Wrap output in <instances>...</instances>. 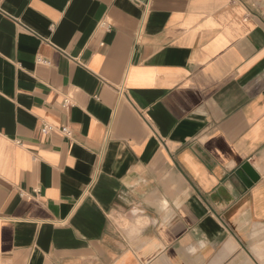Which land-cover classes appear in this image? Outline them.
Segmentation results:
<instances>
[{"label": "crops", "instance_id": "0c3cea01", "mask_svg": "<svg viewBox=\"0 0 264 264\" xmlns=\"http://www.w3.org/2000/svg\"><path fill=\"white\" fill-rule=\"evenodd\" d=\"M0 264H264V0H0Z\"/></svg>", "mask_w": 264, "mask_h": 264}, {"label": "built area", "instance_id": "2783aa9c", "mask_svg": "<svg viewBox=\"0 0 264 264\" xmlns=\"http://www.w3.org/2000/svg\"><path fill=\"white\" fill-rule=\"evenodd\" d=\"M131 1L136 2L140 5H143L145 8H147L153 0H131ZM68 104H69L68 101L64 102V106H68ZM43 131L45 133L60 132L65 137H69L72 133L69 127H62V128L56 129L49 124H43Z\"/></svg>", "mask_w": 264, "mask_h": 264}, {"label": "water", "instance_id": "95a60500", "mask_svg": "<svg viewBox=\"0 0 264 264\" xmlns=\"http://www.w3.org/2000/svg\"><path fill=\"white\" fill-rule=\"evenodd\" d=\"M243 170H244V172L248 175V177H249L252 181H254V180L256 179L254 173H253L251 170H249L247 167H244Z\"/></svg>", "mask_w": 264, "mask_h": 264}, {"label": "clouds", "instance_id": "9594fccd", "mask_svg": "<svg viewBox=\"0 0 264 264\" xmlns=\"http://www.w3.org/2000/svg\"><path fill=\"white\" fill-rule=\"evenodd\" d=\"M193 251H194V249H193Z\"/></svg>", "mask_w": 264, "mask_h": 264}]
</instances>
